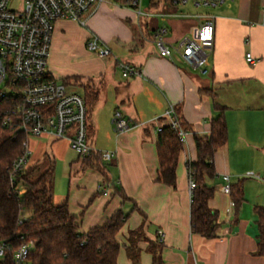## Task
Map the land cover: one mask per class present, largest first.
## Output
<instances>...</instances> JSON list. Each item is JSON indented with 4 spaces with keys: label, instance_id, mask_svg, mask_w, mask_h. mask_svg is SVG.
I'll return each mask as SVG.
<instances>
[{
    "label": "crops",
    "instance_id": "0c3cea01",
    "mask_svg": "<svg viewBox=\"0 0 264 264\" xmlns=\"http://www.w3.org/2000/svg\"><path fill=\"white\" fill-rule=\"evenodd\" d=\"M214 8L218 13L206 75L157 53L151 33L164 20L140 21L131 8L117 2L100 3L86 15L85 24L66 18L55 22L49 72L58 82L77 88L89 104V144L114 155L103 170L82 167V158L66 139L37 137L30 138L36 149L30 148L29 165L44 154L64 161L65 190L55 195L53 179L52 201L66 202L81 232L101 224L117 209L127 213L116 234L121 245L118 264H151L145 239L137 241V261L128 257L125 245L133 229L159 243L165 264H264V256L257 252L254 206L243 200L234 207L222 190L240 179L243 183L246 178L264 179V0H233ZM173 20L176 34H170V40L188 35L190 29L195 32L196 19ZM90 35H96L110 53L98 56L88 51ZM246 52L254 63L245 60ZM122 63L136 73L124 77ZM214 104L224 108L228 135L214 152L216 175L206 178L213 187L208 206L217 213V228L215 235L205 237L190 229L186 161L196 158L193 135L208 134L210 120L218 114ZM170 106L186 128L174 186L157 179V128L168 122L163 114ZM115 110L135 126L115 132L111 123ZM104 180L110 181L106 194L98 192Z\"/></svg>",
    "mask_w": 264,
    "mask_h": 264
},
{
    "label": "built area",
    "instance_id": "2783aa9c",
    "mask_svg": "<svg viewBox=\"0 0 264 264\" xmlns=\"http://www.w3.org/2000/svg\"><path fill=\"white\" fill-rule=\"evenodd\" d=\"M105 1L131 8L140 21L143 20L142 17L152 16L150 11L142 9V0H0V95L14 101L9 112L4 115L2 125L19 129L26 135L23 152L10 167L11 177L29 165L30 138L66 139L70 149L80 158L94 150L88 140L85 99L78 92L68 91L64 83L52 77L48 69V55L54 25L58 19H72L85 24L86 15ZM167 1L184 7L214 8L233 0ZM159 2L160 0L156 4ZM151 5H155L154 0ZM172 15L184 19L194 18L197 27L193 34L170 40L165 38L167 27L158 26L151 33L157 53L161 57H175L190 70L206 75L207 60L214 42L215 15L207 11H185ZM85 47L98 56L110 53L96 35L89 36ZM245 60L248 63L255 62L250 52L245 53ZM120 67L124 77L136 73L134 67L126 63H122ZM163 116L168 119L167 123L177 129L179 141L183 143L186 130L180 125L174 108L170 106ZM111 123L115 132L128 131L135 126L118 110L113 112ZM159 128L160 126L157 130ZM113 155L111 151H101L104 161L111 160ZM223 178L228 180L226 175ZM109 184L100 182L98 190L106 194ZM194 187V180L188 177L190 193ZM222 190L229 193V184H225ZM32 245V241H28L17 246L12 253L13 264H29L28 255ZM7 248V242L0 236V259L4 257Z\"/></svg>",
    "mask_w": 264,
    "mask_h": 264
},
{
    "label": "trees",
    "instance_id": "16d2710c",
    "mask_svg": "<svg viewBox=\"0 0 264 264\" xmlns=\"http://www.w3.org/2000/svg\"><path fill=\"white\" fill-rule=\"evenodd\" d=\"M150 4H153V0H150ZM13 102L11 98L0 95V236L8 245L0 264H13V250L28 241L33 243L28 255L29 264H118L117 255L121 245L116 234L127 213L117 209L101 224L86 232L79 231L76 217L69 213L66 202L55 204L52 201L55 159L47 154L37 163L10 176V167L22 154L26 140L23 131L2 125L3 117ZM86 107L89 111L87 102ZM214 108L218 114L211 118L208 134L193 135L195 160L186 161L188 177L195 182L190 199V229L205 237L215 235L217 228V213L208 206L213 187L206 183V178L216 175L214 152L226 142L228 135L224 108L217 104H214ZM177 119L185 130L182 120ZM159 126L156 138L157 179L174 186L178 155L183 143L179 141L177 129L169 123ZM44 164L42 171L39 169L36 174L37 168ZM81 165L103 170L106 161L101 158V152L94 149L82 158ZM229 186L232 204L238 207L244 200L243 179ZM116 191L120 192L121 187L116 186ZM120 194L123 200H128L123 193ZM253 210L258 228L257 252L264 256V206L255 205ZM140 239L148 241L151 264H165L159 243L149 241L141 229L128 232L125 245L128 257L137 261L140 250L137 241Z\"/></svg>",
    "mask_w": 264,
    "mask_h": 264
},
{
    "label": "rangeland",
    "instance_id": "374dc122",
    "mask_svg": "<svg viewBox=\"0 0 264 264\" xmlns=\"http://www.w3.org/2000/svg\"><path fill=\"white\" fill-rule=\"evenodd\" d=\"M142 9L144 11H150L152 13L151 17H147V18L142 17L143 18L142 21L149 19V20H153L155 22L159 21V23H160V20H164V25L167 27V33L165 35V38H167V39L169 38V35L174 32L171 29V24L174 22L173 19L178 18V16H175L172 14H180V13L185 12V11H190L192 13L205 12V11L213 13V14L218 13V11H217L218 8H201V7L193 8L189 5L184 7V6L172 4V3H170V1H167V0H160V2L158 4H155V5H151L150 0H142ZM160 15H164V17L162 18ZM194 25H192L191 28H193ZM189 32H191L189 34L194 33L193 30H191V29ZM66 89L68 91H75V92L80 93V91L77 88H74L72 86H66ZM31 140H33V139H30V141H29L30 145L29 146L34 151L36 149V145H34ZM64 154H65V158H67L69 153L66 151ZM41 159H38L37 162L40 161ZM37 162H34V163H37ZM44 166H45V164L43 166L42 165L39 166V168H37L38 170H37L36 174L39 173V169H40V171H42V168ZM64 166H65L64 161L55 157V169H54V194L55 195L57 194L58 190H60V189L65 190L64 187H65V184L67 182V179H66V176L64 175V173L66 171L64 169ZM243 196L245 197L244 200L246 201V203H248L252 206H255V205L264 206V179L263 178L258 179L255 177L246 178L244 180V183H243Z\"/></svg>",
    "mask_w": 264,
    "mask_h": 264
},
{
    "label": "water",
    "instance_id": "95a60500",
    "mask_svg": "<svg viewBox=\"0 0 264 264\" xmlns=\"http://www.w3.org/2000/svg\"><path fill=\"white\" fill-rule=\"evenodd\" d=\"M154 2L156 3V2H157V0H154Z\"/></svg>",
    "mask_w": 264,
    "mask_h": 264
}]
</instances>
